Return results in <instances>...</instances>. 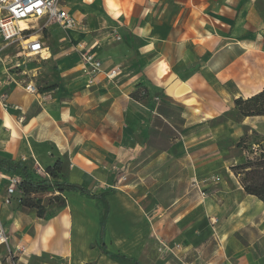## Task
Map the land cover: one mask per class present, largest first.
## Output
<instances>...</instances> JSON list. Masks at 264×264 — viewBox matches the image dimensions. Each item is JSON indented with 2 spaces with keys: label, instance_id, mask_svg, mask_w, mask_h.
<instances>
[{
  "label": "crops",
  "instance_id": "0c3cea01",
  "mask_svg": "<svg viewBox=\"0 0 264 264\" xmlns=\"http://www.w3.org/2000/svg\"><path fill=\"white\" fill-rule=\"evenodd\" d=\"M158 1L66 0L77 27L46 31L53 46L45 59L56 74L50 84L25 80L37 95L13 89L11 101L27 120L19 125L14 112L0 110V157L31 171L61 161L64 169L52 181L105 195L110 253L140 264H264V202L247 194L231 169L242 163L238 144L245 134L264 139V116H233L236 99L264 88V48L229 60L220 49L209 66L201 53L207 47L199 45L201 55L192 61L191 45L173 43L148 24ZM77 46L122 75L89 86ZM162 60L169 66L152 72ZM121 175L128 183L116 190ZM4 197L0 187L9 249H27L19 263L122 264L101 249V200L75 191L34 192L46 208L41 218L22 204L23 196L10 205Z\"/></svg>",
  "mask_w": 264,
  "mask_h": 264
},
{
  "label": "rangeland",
  "instance_id": "374dc122",
  "mask_svg": "<svg viewBox=\"0 0 264 264\" xmlns=\"http://www.w3.org/2000/svg\"><path fill=\"white\" fill-rule=\"evenodd\" d=\"M61 4L66 3V0H61ZM252 5H247L248 3ZM255 2V3H254ZM64 7V6H63ZM146 13L149 18L152 12ZM246 8V11H244ZM155 20L148 22L150 26H154L155 30L161 31L164 38H168L173 43L181 42V44L191 45L192 57L194 61L201 55L196 52L195 47L199 45L206 46V53L202 51V58L206 57L209 66H214L217 58L218 50L222 49L225 57L233 59L238 56L248 55L250 50L257 54L263 53L264 48V0H159L153 5ZM244 11V13H243ZM58 27H52V31ZM59 29V28H58ZM204 34L199 35V31ZM62 31V30H61ZM37 32H32L30 35H35ZM51 34L44 32V37L47 39ZM47 45L52 48L53 43L49 39ZM48 53V52H47ZM46 54L45 56H47ZM161 63H168L164 60L157 63L152 72ZM169 66V65H168ZM25 71V76L21 80H34L37 84H50L48 78L55 76L57 67L47 60H42L40 57H31L25 59V65L22 68ZM151 72V74H152ZM39 78V79H38ZM41 79V80H40ZM47 80V81H46ZM52 80V79H51ZM193 90V89H192ZM196 100V106L201 107L196 96L192 94ZM234 117L242 116L239 108H236ZM231 117V113H227L221 119ZM241 140L243 145L240 154L243 156L242 163L247 158L248 152L253 145H259L260 150H264V139H259L254 133L253 135L245 134ZM256 157V156H254ZM232 169V168H231ZM240 183L244 178L243 171H233ZM123 175L117 177L114 184V189L118 190L120 186L128 183L127 180H121ZM125 176V175H124ZM29 188L24 186L23 190L19 188L18 195L24 196L25 203H31L29 200H35L28 194Z\"/></svg>",
  "mask_w": 264,
  "mask_h": 264
},
{
  "label": "built area",
  "instance_id": "2783aa9c",
  "mask_svg": "<svg viewBox=\"0 0 264 264\" xmlns=\"http://www.w3.org/2000/svg\"><path fill=\"white\" fill-rule=\"evenodd\" d=\"M61 0H0V110L5 113L14 112L16 122L22 125L27 116L20 105L11 101L12 91L16 86H22L28 94H39V89L32 82L21 80L25 76L22 70L25 59L40 57L45 59L49 47L44 38V32L52 25L59 26L64 32L77 27L75 18L63 7ZM30 22L33 27L22 29L21 21ZM30 35L32 32H37ZM78 47V46H77ZM81 59L85 65V72L90 74L89 86L95 85L96 80L104 78L114 81L122 75L120 67L105 69L96 55L84 48ZM51 59V58H49ZM47 59V60H49ZM263 151L260 146L253 145L248 156L259 157ZM35 173L46 179H51L50 174L37 163ZM121 180H127L122 176ZM22 178L15 174L0 171V187L4 188L5 197L3 204L10 205L18 197V190ZM196 184V180L194 182ZM5 249L4 256L0 255V264H21L18 261L20 254H25L27 249L19 244L15 250L9 249V235L0 218V252Z\"/></svg>",
  "mask_w": 264,
  "mask_h": 264
},
{
  "label": "trees",
  "instance_id": "16d2710c",
  "mask_svg": "<svg viewBox=\"0 0 264 264\" xmlns=\"http://www.w3.org/2000/svg\"><path fill=\"white\" fill-rule=\"evenodd\" d=\"M236 108H239L242 116H264V88L258 94L253 95L249 98H238L235 100ZM243 140L238 144L242 147ZM64 169L63 163L57 161L54 166L46 168V171L50 174L52 179H57L59 173ZM233 171H243L244 178L241 185L243 186L245 192L249 195L256 196L262 202H264V150L259 157L247 158V160L240 165L234 166ZM0 171L15 174L22 178V183L20 188L23 190L24 186L29 188L28 194L34 192H45L49 190H57L61 193L65 191H75L80 192L86 197L99 199L103 202L105 206L104 213L101 218V231H100V243L103 253L108 255L111 259L122 263V264H140L137 260L128 258L124 255L113 254L105 250L104 238L107 219L109 216V203L105 199V195H93L87 189L80 185L71 184L68 182L52 181L51 179H46L38 176L35 171L29 170V168L22 162L15 161L8 158L0 157ZM113 193L110 190L106 194ZM24 197V196H23ZM24 199V198H23ZM22 199V204L30 207L37 208L38 214L41 218L46 217V208L42 206L41 200H29L31 203H25Z\"/></svg>",
  "mask_w": 264,
  "mask_h": 264
},
{
  "label": "bare ground",
  "instance_id": "6f19581e",
  "mask_svg": "<svg viewBox=\"0 0 264 264\" xmlns=\"http://www.w3.org/2000/svg\"><path fill=\"white\" fill-rule=\"evenodd\" d=\"M20 27L22 28V29H29V28H32L33 27V25L30 23V22H28V21H21L20 22ZM48 54V53H47ZM47 56H49V54L47 55ZM46 57V56H45ZM47 59V58H46Z\"/></svg>",
  "mask_w": 264,
  "mask_h": 264
}]
</instances>
